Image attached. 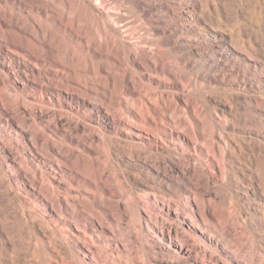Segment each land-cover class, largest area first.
I'll use <instances>...</instances> for the list:
<instances>
[{"label": "rangeland", "instance_id": "1", "mask_svg": "<svg viewBox=\"0 0 264 264\" xmlns=\"http://www.w3.org/2000/svg\"><path fill=\"white\" fill-rule=\"evenodd\" d=\"M0 264H264V0H0Z\"/></svg>", "mask_w": 264, "mask_h": 264}, {"label": "bare ground", "instance_id": "2", "mask_svg": "<svg viewBox=\"0 0 264 264\" xmlns=\"http://www.w3.org/2000/svg\"><path fill=\"white\" fill-rule=\"evenodd\" d=\"M243 41H239V43H242ZM245 42V41H244ZM252 45V44H251ZM240 46H242V44L240 45ZM247 48L248 47H245V45L242 47V49H246L247 50ZM75 226H78L79 227V225H77V224H75ZM78 229H80V227L78 228ZM74 234V233H73Z\"/></svg>", "mask_w": 264, "mask_h": 264}]
</instances>
